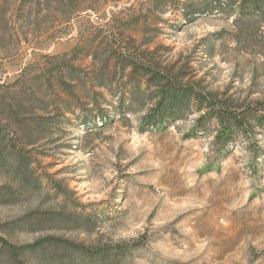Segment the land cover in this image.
<instances>
[{
    "label": "rangeland",
    "instance_id": "374dc122",
    "mask_svg": "<svg viewBox=\"0 0 264 264\" xmlns=\"http://www.w3.org/2000/svg\"><path fill=\"white\" fill-rule=\"evenodd\" d=\"M201 1L80 0L69 12L40 0L15 14L18 0H0L1 83L49 62L71 68L66 90L40 104L47 126L26 148L25 173L0 169V237L16 247L46 236L136 243L121 264H264V132L253 130L252 147L236 138L221 161L215 121L185 136L198 113L141 132L153 104L144 80H110L86 52L92 37L117 34L195 87L263 99L264 19L233 6L186 17L183 4L193 12ZM127 21L135 24L122 31ZM0 264L87 263L61 249L14 256L0 245Z\"/></svg>",
    "mask_w": 264,
    "mask_h": 264
},
{
    "label": "trees",
    "instance_id": "16d2710c",
    "mask_svg": "<svg viewBox=\"0 0 264 264\" xmlns=\"http://www.w3.org/2000/svg\"><path fill=\"white\" fill-rule=\"evenodd\" d=\"M39 1L18 0L15 14L27 7H36ZM79 2L80 0H55L54 3L58 10L72 12ZM194 5L196 9L188 12L189 6L183 4L182 9L186 17L221 12L226 7L233 6L242 17L264 19V0H202ZM134 24L135 21L123 23L122 31H128ZM103 38L99 43L96 37L89 41L86 52L92 63L95 64V61L99 60V70L110 74V80L124 77L132 88L136 87L134 78L138 74L144 80L146 90L152 92L153 104L141 119V132L149 127L161 129L188 115L198 113L194 125L185 136L194 138L199 134L200 128H204V124L215 121L217 131L213 145L216 161H221L229 154L230 144L236 138H243L244 142L252 147L255 141L253 130L261 129L264 132V98L251 102L236 101L225 92L218 94L197 86L196 88L193 84L183 81L178 73L162 67L142 54L140 57L132 52L128 44L119 41L117 34ZM70 69L49 62L43 66L21 69L11 83L0 82V169L8 168L15 174L25 173L22 170L28 166L26 148L33 144L31 138L43 137L47 126L46 115L39 109L40 104L46 98L45 93L55 94V89L66 90L71 78ZM20 221L25 226L32 222L28 219ZM0 245L7 247L14 256L18 255L20 249H61L68 251L71 258L77 256L87 264H121L130 251L138 248L136 243L85 246L53 236H46L22 247L13 246L0 237ZM66 258L62 257L61 260L65 261ZM68 260L70 261V257Z\"/></svg>",
    "mask_w": 264,
    "mask_h": 264
}]
</instances>
